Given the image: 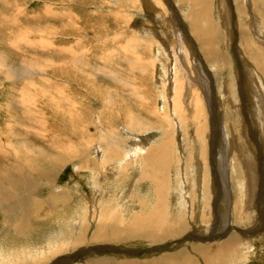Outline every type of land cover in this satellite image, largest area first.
Returning <instances> with one entry per match:
<instances>
[{
    "label": "rangeland",
    "instance_id": "obj_1",
    "mask_svg": "<svg viewBox=\"0 0 264 264\" xmlns=\"http://www.w3.org/2000/svg\"><path fill=\"white\" fill-rule=\"evenodd\" d=\"M53 1H54L53 2L54 4L61 7V9H57L58 11L57 10L55 11V13H57V15H54V20L52 21V23H55L54 25H56V24L62 25V26H58L59 28L63 27V25L65 23L66 24L69 23L68 19L66 20L65 18L58 17V16H61V14L70 15L69 19L77 17L76 19H73L72 21H74V20L77 21L80 19L87 20L86 24H84L85 28H84V31L82 32V34L77 33L78 35L73 36V37L56 36V37H54V39H52V40L56 39L55 40L56 44H60V45H63V46L69 47V48L71 47L72 50L74 52H76L72 55H70L69 53L58 52V51H56V52L51 51V53L43 52L42 50L33 48L30 44L27 43V39H28L27 37H29V36H28V33L26 30L28 29V31H29V29H32L33 27H35L36 24H38V26H39L40 24H42L44 22L43 19L45 20V18L39 20L40 22L39 21L36 22L33 19V17L30 15H27L26 12L20 11L21 14L23 15L22 16L20 14V12L16 11V8L14 9V7L16 5L13 6V8H11L8 4H3L2 2H0V23H1L0 24V36H1V38L2 37L5 38V42H6V40L10 41V49L16 54V56L13 55V56H11V58L15 59L14 62L17 64V68L21 67L26 61L36 62L37 60H39V58L54 59L55 61L62 64V62L66 59L70 60V58H72V61H75L78 57H79V59H81V61H82L81 63H83L86 60L89 61L88 67H90V68H88L87 70H90V71H91V69H94V68L97 69L96 66H98V68L106 66L105 68H107L106 70H108V72L106 71L105 77L102 76V75H105L103 72H102L101 76L99 75L101 77L99 82L101 84H104V86L106 85L105 86L106 88H111V89L114 88V90L118 89L122 93H124V97L127 98L128 100L130 99L129 100L131 102L130 107L132 106L134 108V111H136L138 109L136 104L140 103V99H143L145 102V105H148V104L150 105V109L155 108V109H158V111L160 109L161 111L163 110L162 112L164 113L165 116L169 115L170 121L172 122L171 123V129L174 130V131H172V134L170 136L171 140H173L175 143L177 142L179 154L186 153L187 158L184 159L186 162L184 161L181 165L179 164V165L173 166L171 164V165H166L165 168L163 167V169H165L166 176L168 175L167 178L170 181L169 182L170 184L168 187L169 189L167 188V185H166V191H165V194L163 196L159 195L158 185L156 183L154 185L155 187L153 186V188H152L153 193H148V192H151L149 189V187H150L149 184H146V185H149L147 187L145 185V183H142V186L137 185V186H135L136 187L135 188L134 187L135 184H131V182L134 179L132 181H130V183L128 182L129 181L128 180L126 182V186H125L126 192H127V190L131 191L132 187H133L132 194H134L135 192L139 194V197L137 198L136 203L128 202V200H127L128 197L124 196L123 194L120 195L119 189H122V186H121V183L118 182L119 181L118 178H120V177L117 178V175L115 174V166L111 167V162H113V161H109V162L105 161L104 162L105 164H103V163L101 164L102 168L100 170V177L101 178L103 177L102 179H104V180L100 181V183H96L97 185L95 184V186H93V184L91 185L90 179H92V177H91L92 175L91 174L89 175V173L96 172L97 170L94 171V169H92V167L96 168V166H94L93 164L91 166L90 162L87 163V167H86V169H84L86 174L84 173V176H83V177H85L84 179L88 183L87 184L85 182V180H83V178H80V176L78 177V173L76 171L74 172V167L75 168H81V161L77 160V159L71 161V163L64 166L65 171H63V174L60 173L61 175L59 174L57 176L56 175L53 176V178H52L53 182L52 183L55 186L53 184H51L52 186L50 185L47 188V187H44L42 184H40L39 183L40 181H38L37 186H36V188L37 187L38 188L34 191L33 195L37 199H40L39 197L47 198L48 196H54L56 194L55 193L56 190H58V189L62 190L63 187H65L67 185V186H70V188H72L71 193H73L72 195H74L72 203L67 204V205L60 203L58 205L57 204L58 201H56V202L51 203L52 206L53 205L54 206H53V209H50V211H49V208L45 207L44 212L42 210L40 212V214L36 213V216L34 217L35 219L31 218L29 220V224L26 225L25 229H26V232H28V234L25 238H22L21 236H17V235L14 236L13 231L11 229L6 228L5 223L7 225V221L5 222V220H4L5 218L3 217L4 215L0 212L1 213L0 214V240H1L0 243L1 242L3 243V244H0L1 245L0 246V264H2V260H4L3 261L4 264H22L24 262H27L30 264H36L39 260H41V262L40 263L38 262V264H43L44 261L42 259L43 258L42 256H46V255H44V252H46L45 254H47L46 249H47L48 244L50 242V241H47L48 237L49 236H53L56 238H57V236L60 237L61 239H63V242H60L57 245H63L66 237L68 236V231H71L72 233H76L79 231L84 236V238H86V240H87V241H85L86 245H79V248L85 247L87 249L91 245V242H90L91 237H92L95 229H97V225H98V221H99L98 216H100L101 213L103 214L104 211L106 212V211L115 210L118 208L123 210V212H122L123 215L126 214L130 217L133 215L132 213H138L135 211H139L141 213H144V212L147 213L150 210L151 206H152L153 210L156 208V206L158 205L156 201H159L160 198L162 199V197H163V200L165 199L167 205L171 206V207L169 206L170 208L168 207L170 210L168 209L166 214H163V218L166 217L168 221L175 222V223H177L178 220H180L179 222H182V221L186 222V224L188 226L187 231L185 234H183V238H182V236L181 237L178 236V237H176L177 240L174 239V241L173 240L166 241V242H168V243H166V245H165V243H160V245H157L156 247L154 245V247H153V246H149V244L146 243L145 241H144L145 243L144 242L130 243L129 244L130 247H132L134 249H140L139 251L142 252V253H139L137 255L136 254L129 255L132 259L134 258V260L139 259L138 260L140 262L139 264H141L142 262H144L142 264H146L147 261H149L148 264H152L153 263V262H151L152 259H156V258L159 259L156 262L167 261V259L163 258V257H165L166 253H169L170 248L171 249H173V248L177 249V248L184 247V248L189 249L191 245L194 246V245H197V243L202 244V241H199V240L205 241L206 239H209L207 241L212 243V242H214L213 240L218 239V237H220L218 234L220 232H222V228L224 226H226L227 224L232 225L234 227L232 231H234V232L236 231L235 233L238 232L237 234H239V232L243 231L244 233L242 232L240 234L241 240L244 239V241H246L244 244H248L250 242V244H248L247 246H249V245L252 246V248H251V246H249L248 250L244 249L242 251V254H240L237 258H236V256L233 257V259L230 258L228 260V262L232 261L233 264H264V239H263L264 238V236H263L264 235V222L259 223V219L263 218V214H261V212L259 210L263 209V207H264V201L262 199V198H264V189H263L264 188V177H263L264 176V150H263L264 149V145H263L264 137H262V134H261L262 127H260L261 123H260V119L258 118V115L260 113L257 112L258 109L263 107V104H262L263 98L261 96L264 97V93L262 95V93H261L262 91L259 90L260 89L259 85L257 84V82H255L249 76V74L247 72V70H248V71H251L252 73H254V71H252V68H250L249 66L247 68L245 63L242 62V60H245L246 57H244L242 59L241 55L239 56L236 53V49H237L238 44L234 41V38H235L234 34L236 32V29H238L239 24L243 23L245 25V20H241L239 22V19H240L239 14H238V17H236L234 12L232 13V11L230 9V4L228 6H226V1H225V3H223V0H219L217 2V4L214 3L212 6L211 15L214 18V22L219 24L218 29H221V31L224 32V35H226V38L223 36L225 38V43L224 44L222 43V46L220 47V49H222L225 52H227L228 54H230V56H231L230 61H232L231 67L229 69L224 70V71H223V69H221L222 72H220V73H219V71H217V70L215 71L214 69H212L216 73V75H218V77H219L218 79H219V81H221L222 86H219V84L215 83V79L213 77L204 76L205 72H203V71H205V70H203V71L199 70L202 68H206L208 66L204 65L205 67H201L202 61H200L197 53H193L194 58H191L193 61H191V60H189V61L193 63V66L195 65L194 68L196 67L195 69H196V71H199V74L202 73L203 76L200 75L202 79L203 78L208 79V81L204 82V85L207 87V91H209L212 94L213 101L216 100V101H214V103L216 102V104H217L216 110L221 109L220 111L217 110V113H216L217 116H221V117L225 118L226 114L224 112L228 113V111L229 112L233 111L234 115H235L236 110H237V112H239V108H238L239 107V101L242 102V105L246 109L247 114H248V118H246V119L244 118V123H247V119H248L249 122L247 124H249L250 126H254L255 131L258 133V136H256L257 138H254V141L257 140L256 141L257 146L255 145V143L253 141H249V145L252 144L251 145L252 152L249 153L247 151L248 155H250L248 158L246 155L242 154V151L237 150V149H241V148L237 147L238 145L233 149V147H231V143L237 139L236 136H238V135L241 138H243V139H241L243 142H244V139L249 138V135H244L245 134V132H244V134L241 136L240 134H242V133L240 131L239 132L236 131L235 134H237V135L234 137H233L231 132H228L226 134L223 133L221 129H223L225 126L224 121L221 122L220 127H219L220 121L218 122V126L216 125V128L218 129V131H216L217 129L215 131H211L210 130L211 126H209L210 125L209 124L207 126V128H209L207 134L205 135L204 133H202L203 135L200 139L197 137V135L195 133L196 126L194 125L193 122H190V121L192 120L191 115L200 114V108H199V106H195V105L192 106L191 105L190 107H188V110H189L188 111L187 105L189 104V102H191L193 100V98H192L193 90L196 92V94L199 93L198 97L197 98L194 97V99L196 98L197 101L205 102V100H203L204 96H202L203 95L202 90L200 88H198V85L200 84L198 82V80H196L197 85L193 84V86L191 88L186 87V85H184L183 91L185 93L183 92L184 93L183 101H185L184 99L186 98L187 104L185 107H183L181 105V107L179 108V112L174 111L173 104L172 105L169 104V101H168L169 96H168V92H166V90L168 91V87L166 85L167 79H168V81H170V83L173 80L175 81V79H177L179 77L180 71L183 70L184 64L182 61L177 62V60L179 58L175 59L174 62H172L171 61L172 58L168 56V52L165 50V48H163L162 43H160L161 46L159 47V49L161 50L160 54L158 53V51L156 53L155 48H153L152 50L151 49L148 50L147 49L148 47L146 45H144L145 47L141 46L142 48L141 47L132 48V51H134V53H136L138 55L137 57L139 58V59H136L137 57H134V59L140 60L143 65L155 64V62H156V64H155L156 66L154 68L148 70V71H151L154 69L155 72L157 71L156 76L153 77V74H148L147 76H142L141 73H143V71H136L135 73H134V71L123 73V74L121 73L123 71V69H125L126 65L124 62L122 63V59L120 60L121 62L119 61L120 57H123V55H120L121 54L120 52L122 50H124L125 48H127V47L122 48L121 46L123 45V43H127L126 41L129 40V37H131L132 35H135L137 33L144 34L146 31H148L145 28H151L154 30V33L156 34V36L158 38L165 39L167 34H172V33L181 31L183 28H186L187 25L175 26V23L173 22L175 20H179L175 16V12L179 16L180 15L183 16V14H181L182 11L179 10V5H178V4H181L180 0H179V2H178V0H170L171 5H168V3H167L168 0H153V2L151 0H83V1H85L84 4H73L71 13L69 11L64 12V8L67 5L71 4L70 2L62 1V0H53ZM172 3L174 4L175 8L172 6ZM153 4L156 5L154 7L155 9H151L152 8L151 6ZM19 5H21V7H20L21 10H24L27 12L28 11H30V12H38V11L43 12L44 11L43 7H45V2L44 1L42 2L40 0H39V2L33 1V0H22ZM56 5H54V6H56ZM8 8H10V9H8ZM228 8L231 11V14H229V15H228V12H229ZM149 9H151V11H149ZM61 10H63V11L61 12ZM139 10H142V13ZM166 10L168 12V14H167L168 17L164 18ZM134 11H136V12H134ZM137 11H139V12H137ZM14 12H16V14L18 13L17 15H20L21 19L19 18V16L15 17L16 14ZM12 13H13V15H12ZM151 13H154V15ZM28 14H30V13H28ZM141 15H143V16H141ZM151 15L154 16L152 22H151V19H149V16H151ZM128 16H130V17H128ZM156 16H158V19H156ZM232 16H233V18H232ZM49 17H52V16H49ZM17 18H19V19H17ZM23 18L25 21L23 20ZM141 18H143V20ZM154 20H156V21H154ZM260 20H261V22L264 21V13H263V16L261 17ZM61 22H63V23H61ZM185 24H187V23L185 22ZM246 24H247V22H246ZM263 25H264V23H263ZM163 30H165V32ZM12 31H14V32H12ZM15 32L18 34H16ZM228 32L230 33L232 40L227 39L229 36ZM11 34L13 35V37ZM114 36H116V37H114ZM261 36H263V35H261ZM186 39L196 40L192 35H189L187 33H182L180 36L181 42L184 43V40H186ZM119 42H123V43L119 44ZM166 44H167L166 47L169 48L168 50L169 51L171 50V53H173L172 55H174L176 52H178V53L183 54L186 59H187V57H192L190 55H186L187 51H186L185 46H181V45L175 46L174 42H170V41H166ZM138 45L140 46V43H138L137 46ZM23 46H27V48H28L27 49L28 53H25V55L21 54L19 52V50ZM150 46H151V44H150ZM187 46L191 48L190 45H187ZM195 48H197V51L201 50L198 47H195ZM195 48L194 49L191 48V49L194 51ZM8 53H9L8 55H12V53H10V52H8ZM77 53H78V55H77ZM105 53H108V54H106V58H108L106 60H105V58L102 57V55ZM110 53L116 54L115 55V57L117 56L116 61H114V56L111 55ZM75 55H77V56H75ZM74 58H76V59H74ZM109 58H110V61H109ZM112 58H113V61H112ZM180 59H182V58H180ZM180 63H181V65H180ZM198 63H200V64H198ZM208 69H209V67H208ZM207 70H206V72H207ZM171 73H172V77L174 76L173 80L171 77ZM182 73H183V71H182ZM72 74H74V73H72ZM149 75H151V77ZM72 76L73 77H81L80 75H71L70 74V77H67L66 81H64V80H61L62 75L56 76V75L51 74V75H46L44 77H40L39 75L36 76L33 80L36 82L37 89H38V87H41V88L45 89L46 91L51 90L52 92H56V90H57L60 93L62 91L63 92L59 95H56V94L54 95V93H53L50 96V98L52 100L53 99L54 100L51 102L50 101L44 102V101H40V100H38L39 101L38 102L36 99H35L36 101H34V99L31 98L33 96H28V95L24 96V98H26V100L35 102L36 104L33 103L34 105H30V102L21 101L22 99L18 98L20 93H18V94H16V97L18 96L16 98V100L17 101L19 100L21 102V105H18L19 104V101H18V103L13 106L14 108H12V110L9 111L8 114L2 113L1 116L3 115L2 117H7V118H9V117L14 118L15 117V119L18 117L17 118L18 121L25 122L24 124L27 127H29L30 129H32V130L35 129V131H38L40 133L43 132L45 135L48 134L46 132L47 129L49 131L51 130L50 132L56 138V140L62 141L63 143H67V144L70 143L69 145H73L74 147L77 145H80V144H84V146H89L90 148L93 145L97 144V147H99L98 143H100V141H102V143H103L105 140L104 137L107 136V132L103 131L102 128L104 127L108 130H112V127H115L114 128L115 131L119 134L118 136H120V137H118V141H122V142L124 141L123 143L127 146L129 143V140L131 139L130 140V144H131L130 147L133 149L140 147L139 150L140 151L142 150L143 152L141 151L138 153H141L144 156L143 153H145L148 148L147 149L141 148L143 144L140 143L141 138L140 139L138 138L139 136L137 133H142V132L146 131L147 129H149V127H148L149 124L156 122V120L152 116L148 117V114L142 113L140 111V108H139V112H140L139 114L143 115L145 118L148 117L147 118L148 123H146V126L144 125L142 127H140V126L135 127V126L129 125L131 128L126 129L125 128L126 125L123 126L124 121H121V120H123L122 119L123 115H122V113H118L117 111L115 112L114 115L118 119L121 118L120 125H119V123H115V125H114V123L112 122L111 119H106V118L103 119L102 118L101 110L98 107V105H96L95 99L90 95L89 89H87L83 84L82 85L84 88L80 89L78 84L73 83L71 81ZM109 76H111V78ZM124 78H126V80H128L133 85L131 88H135V89H130L129 87L128 88L123 87L124 85L121 84L120 82L124 83V80H123ZM130 78H132L133 80ZM0 81L4 82L3 79H0ZM160 81H162L163 84H161ZM174 81L172 82V84L174 83ZM115 82H117V83H115ZM250 83L254 84L255 86L257 84V86H256L257 90L255 89L254 85H251ZM23 85H24V87L28 88L29 82L27 83L26 80H23L22 84H19V83H17L16 85L11 84V86H14V87L18 86L19 88H17V90L22 89ZM119 85H121V86H119ZM0 86H1L0 90L2 87H3V89H5L4 84H2ZM173 88H172V90H173ZM231 90L233 91L232 95H231ZM2 91L4 92V90H2ZM90 91L92 92V90H90ZM3 92L1 94V96L3 95ZM137 92L141 93V98L135 97V95H138ZM241 92H244V97H241V95H240ZM172 93H173V91H172ZM252 94H254V95H252ZM61 95H63V96H61ZM249 95H250V97H249ZM237 96H239V97H237ZM29 97H30V99H29ZM1 99H2V97H1ZM61 99H63V100L61 101ZM55 101L58 104L59 103H61V104L59 106H56L53 103ZM152 101H153V103H151ZM172 101H174L173 98H172ZM235 101H237L236 102L237 104L234 103ZM224 102H226V104ZM76 103H77V105H76ZM164 103H166V104H164ZM52 105H53V107L56 106L59 109H61V112H63V111L65 112L67 110H71V111L74 110L75 111L78 108V113L76 114L74 112V114H75L74 116L78 115V117L77 116L75 117L78 121L74 120L76 122L75 123L74 121L71 120L74 124H76L75 127H78V128H76L78 130L77 135H73L71 133V131L69 132L67 130L66 125H65L66 120H64L63 118L62 119L57 118V115L54 114L55 109H53ZM227 105H228V109H227L228 111L226 110ZM36 106L38 108H41V109L40 110L37 109ZM163 106L165 109L161 108ZM202 107L205 110L204 115H206L205 117H206L207 123H208V120L211 123L212 119H217L216 114H214V117L211 118V112H209L207 104H206L207 109L204 107V105ZM233 107L235 108V111H234ZM192 109H193V111H192ZM190 111H192V112H190ZM263 112H264V110H263ZM41 116H43V117H41ZM82 116L84 118H82ZM33 117H35V120ZM39 118H41V119H39ZM42 119H45V120H42ZM58 119H61V120H58ZM84 119H85V121H84ZM218 119H219V117H218ZM29 120H32V121H29ZM61 121H62V123H61ZM186 121H187V123H186ZM40 122L42 123V125L44 123L45 124L44 126L46 128H44V126H42ZM181 122H183L182 124H183L184 128L182 126V127H180V129H178L174 123L181 125L180 124ZM38 123L40 124V126L42 128L39 126ZM158 124H159V126L162 127L165 123L162 121H158ZM235 125L237 126V123ZM67 126H69V125H67ZM185 128H188V130L187 129L185 130ZM117 129H118V131H117ZM192 129H193V131H192ZM22 131L27 133L25 131V129ZM203 131L204 130H202V132ZM89 132H91V133H89ZM129 132L131 135L126 134ZM164 132H166V130ZM150 134H152V133H150ZM33 135H35L34 138L38 142L36 145H39V147H40V145L45 146V143L43 141L44 139L42 138L43 136H41V137L37 136V134L34 132H33ZM132 135H135V136H132ZM219 135L220 136L222 135L220 137L221 139L218 137ZM87 136L91 137L92 140L87 141ZM36 137H37V139H36ZM83 137H86V140H83L82 139ZM155 137H157V135H155ZM155 137L154 136L152 137L153 140L156 139ZM195 137H196V139H195ZM232 137L234 140L232 139ZM62 138H64V139H62ZM101 138H102V140H101ZM136 138H138V139H136ZM230 139H231V141L232 140L233 141L231 142ZM71 140H73V141H71ZM80 140H81V142H79ZM143 140L146 141L145 136L143 137ZM199 141H201V142H199ZM158 142H159V140L155 141L154 143L157 144ZM144 143L147 146V141ZM228 145H230V146H228ZM217 147H218V149H217ZM241 147H243V144L241 145ZM259 147H261V148H259ZM193 148L194 149L196 148V150H194ZM227 148H228V150H227ZM229 151H230L231 156L228 155ZM231 151H234V152H231ZM253 153H254V155H253ZM91 155H94V154L91 153ZM199 155H201V157ZM240 155H243L244 157H246L247 160L242 161V156L240 157ZM135 156L132 157L135 160H133L131 158H127L128 156L126 154L123 155L122 158L127 159V160L132 161V162L134 161L133 163L135 164V168L137 170V164L136 163H137V160H139V157L136 156L137 157V159H136ZM238 157H240V159H238ZM97 158L103 160L102 154L97 153ZM217 158L220 160L222 159L221 160L222 162L219 161ZM90 159H91V157L88 158V161H90ZM215 160L219 161V163L217 161L215 162ZM238 160H240L239 166L236 164V162ZM78 162H79V164H78ZM206 162H208V164ZM224 162H226V163H224ZM168 163H173V159L169 158ZM213 163H215L216 165ZM88 164L90 166H88ZM241 164L243 166L242 170H240ZM245 164H247V165H245ZM106 165L109 166L110 168L108 167L109 169H107ZM229 165L231 168L228 167ZM232 165L234 166V168ZM103 166L106 167L107 171L104 170ZM179 166H181V167L179 168ZM177 167H178V169H177ZM212 167H214L215 169ZM219 167H220V169H219ZM117 168L119 169V167H117ZM225 168L227 169L228 172L226 171ZM200 170H201V172H200ZM88 171H90V172H88ZM140 171L139 172H138V170L135 171V172H138V178L140 176ZM188 171H190V172L188 173ZM219 171H221V173L222 172L225 173L224 177L226 178V181L230 180L229 181L230 183H228L227 188L223 185V182H225V180L223 179L224 177H222L220 174H218ZM258 173H260V174H258ZM114 174H115V176H114ZM182 174L185 176H183ZM215 175H216V177H215ZM256 175L257 176L259 175L258 179H257L258 181L256 180V178H257ZM87 176H88V179L90 178L89 181L87 179ZM104 176H107V177L113 176V178H112V180H107V179H105ZM237 176H239V177H237ZM206 177L208 179V182H207L208 185L203 187L205 185L204 184L205 180H203V178H206ZM235 177L237 178V180ZM185 178H186V180H185ZM245 178H247V179H245ZM253 178L255 180H253ZM75 180L77 182L79 181V183H77ZM43 181H45V180H43ZM219 182H220V184H219ZM255 182H256V185H255ZM7 183L5 184L6 187H8V185H9V183L8 184ZM179 183L181 186L179 185ZM182 183L184 184V186L182 185ZM187 183L189 186L187 185ZM122 184H124V183L122 182ZM127 184H131V185L129 186ZM210 184H211V186L209 188ZM99 185L102 186L101 191H100V189H98ZM195 185L197 187H195ZM246 185H248V186H246ZM73 186H75V187L78 186L77 187L78 191L77 190L74 191L75 187H73ZM129 187H130V189H129ZM45 188H47V189H45ZM95 188H97V191ZM139 188H140V190H139ZM174 188L177 190H175ZM182 188H184V190ZM196 188L197 189L199 188L200 190L198 191ZM180 189H181V191H180ZM256 189H257V191H256ZM173 190H174V192H177V193H174ZM205 190H208L209 192H207ZM240 190H241V192H240ZM90 191L92 194H90ZM102 191L105 193L103 196L101 195ZM247 191L249 194H247ZM76 192H78V193H76ZM79 192H80V195H79ZM93 192L96 193V195L95 194L93 195ZM35 193H37V194H35ZM38 193H40V194H38ZM170 193H172V194L170 195ZM180 193H182V194H180ZM87 194L89 195V197ZM143 194L148 196V198H149L150 194L153 195V196L150 195L151 198L155 197V198H153L152 203H150L153 205H150L149 202H147V198ZM212 194H214V195H212ZM172 195H173L174 199L172 198ZM178 195L182 196L181 197L182 199H179L180 197H178ZM91 196L94 197L93 200H91V198H92ZM75 197L76 198L78 197V198L76 199ZM82 197H84V198L82 199ZM166 197H168V199ZM245 197L248 199H246ZM88 198H89V200H88ZM109 198H111V199H109ZM215 198L219 199L218 204H219V207H221L222 209H219V211L213 215V213H214L213 211L216 210V208H217V205L215 203L217 200ZM84 199L86 201L87 200L88 201L85 202ZM139 199H141V200H139ZM142 199L144 200V202ZM170 199H172V200H170ZM238 199H241L239 201H241V204L244 207V209H243L242 214L239 213V214H236V216H235V211H234L233 205L236 202H239ZM82 200L86 204H83ZM229 200L231 201V203ZM246 200H248V201H246ZM250 200H252V201H250ZM94 201L96 202V205H95ZM170 201H171V203H170ZM248 203H250V204H248ZM115 204H118V205H115ZM129 204H130V206H129ZM205 204L206 205L208 204V205L206 206ZM86 205H88V206L86 207ZM172 205L177 206V207L174 208ZM178 205H179V209H178ZM231 205H232V213H230ZM239 205H240V203H239ZM256 205H257V207H256ZM65 206H66V208H65ZM103 206L105 208H102ZM250 206H253V207H250ZM54 207H55V209H54ZM79 207H81V208H79ZM99 207H101V211H100ZM246 207H248V208L246 209ZM83 208L87 209L88 211L84 210ZM91 208H93V209H91ZM98 208H99V210H98ZM131 208L134 211H131L132 210ZM103 209H105V210L103 211ZM205 210H209L208 212L210 214H208L206 216L205 214H207V211L205 212ZM94 211H96V212H94ZM250 212H251V214L255 213V212H257V213H256V215L251 216ZM84 213L86 216L84 215ZM98 213L100 215H98ZM130 213H131V215H129ZM233 213H234V215H233ZM246 213H247V215H246ZM50 214H52L51 217H50ZM105 214L109 215V214H111V212H109L108 214L107 213H105ZM178 214H180V215H178ZM231 214H232V218H231ZM204 215L207 217V219L204 218ZM224 215H225V217H224ZM248 215L251 217H249ZM258 215H259V217H258ZM75 216H77V217H75ZM97 217H98V219H97ZM86 218H88V219H86ZM79 219L80 220L82 219L81 222H83V223H82L81 227H75V223H73V222L79 221ZM89 220H91V221H89ZM96 220H97V222H96ZM190 220L192 221L191 223H190ZM231 220L234 222H232ZM110 224H108L106 226L107 227L106 230H109L112 227V224L111 225ZM249 226H251V227H249ZM120 228H121V230H120L121 232L124 231L123 225H121ZM165 228H166V226L164 227V229ZM239 228H244V229L239 230ZM91 229H92V231H91ZM110 230H112V228ZM251 230L253 232L255 231L254 232L255 235L248 234V232H250ZM256 231H258L259 233ZM261 233H262V235H261ZM184 236L187 239L186 238L184 239ZM213 236H216V237L214 238ZM119 237H120V234H119ZM248 237L250 238V240ZM222 238L223 237L219 238V241ZM117 241H119V240H117ZM101 242H103V241H101ZM101 242L95 241L93 243L97 244V243H101ZM242 242H241V244H242ZM176 243L178 246L176 245ZM36 244H37V246H36ZM101 244L105 245L107 243L103 242ZM179 244H181V245H179ZM113 245L118 248V244H113ZM100 247H104V246H100ZM244 247H246V246H244ZM156 248H161V250H155ZM163 248H165V249L162 250ZM89 249H91V248H89ZM261 249H263V250H261ZM61 250H62V248L55 249V251H61ZM152 251H154V252H152ZM20 252H22V253H20ZM74 252L76 253L75 250H74ZM170 252H172V251H170ZM67 253L74 254L73 251L70 250V248L67 250ZM49 254L51 255L52 252H50ZM134 255H135V257H134ZM162 255H164V256H162ZM245 256H246V258H245ZM120 257L124 258L122 260H128L129 259V258H125L126 257L125 255H122ZM140 259H141V261H140ZM156 262H154V263H156Z\"/></svg>",
    "mask_w": 264,
    "mask_h": 264
},
{
    "label": "bare ground",
    "instance_id": "obj_2",
    "mask_svg": "<svg viewBox=\"0 0 264 264\" xmlns=\"http://www.w3.org/2000/svg\"><path fill=\"white\" fill-rule=\"evenodd\" d=\"M21 1L22 0H0V2H2L3 4H8L11 8H13V6L16 5L17 7L16 6L14 7V9L16 8V11H18V12H20V11L26 12L27 15L32 16L33 19L36 22H38L39 20L45 18V20L43 19L44 22L42 24H40L39 26H38V24H36L35 27H33L31 25L33 28L32 29H29V31H28V29L26 30L27 33H28V36H29V37H27L28 38L27 39V43L28 44H30L33 48L42 50L43 52H49V53H51V51H55V52L58 51V52L69 53L70 55L76 53V52H74L72 50L71 47L69 48V47H66V46H63V45H60V44H56L55 43V40L56 39L55 40H52V39H54V37H56V36L73 37V36L78 35L77 33H81L82 34V32L84 31V28H85L84 24H86V21L87 20L80 19V20H77V21L76 20L72 21L73 19H76L77 17H74L72 19H69L70 15H63V14H61V16H58V17L65 18L66 20L68 19L69 20V23L68 24L65 23L63 25V27H60L59 28L58 26H62V25H59V24L54 25L55 23H52V21L54 20V15H57V13H55V11L57 9H61V7L60 6H57L56 4H54L53 3L54 2L53 0H40L42 2L43 1L45 2V7H43L44 8V11L43 12H39V11L38 12H30V11H28L27 12V11L21 10V8H20L21 5H19ZM33 1H38L39 2V0H33ZM62 1H68V2L71 3V4L67 5L64 8V12L65 11H69L70 13L72 12V6H73V4H84L85 3V1H83V0H62ZM151 1L153 2V0H151ZM218 1L219 0H180L181 4H178V5H179V10L182 11L181 14H183V16H181V15L179 16L175 12V16L179 20H175L173 22L175 23V26L187 25L186 28H183L181 31H178V32H175V33H172V34H167V36H166L165 39L158 38L156 36V34L154 33V30L153 29H151V28H145L148 31H146L144 34L137 33L135 35H132L131 37H129V40L126 41L127 43L119 42V44L120 43H123V45L121 46L122 48L127 47L124 50L121 49L122 51L120 52L121 53L120 55H123V57H120L119 61L122 59V63L124 62L125 65H126L125 69H123V71L121 73L123 74V73H127V72H132V71H134V73H135L136 71H143V73H141L142 76H147L148 74H153V77L156 76L157 71L155 72L154 69L151 70V71H148V70H150V69H152V68H154L156 66L155 65L156 62H155V64L143 65L140 60H135L134 59V57H137L138 55L136 53H134V51H132V48H135V47L136 48H139L141 46L143 47L144 45H146L148 47L147 48L148 50L149 49L152 50L153 48H155L156 49V53L158 51V53L160 54V51L161 50L159 49V47L161 46L160 43H162L163 44L162 45L163 48H165V50L168 52V56L172 58L171 59L172 62H174V60L177 59V58H179V59L182 58L180 60L178 59L177 62L182 61L183 64H184L183 65L184 68L182 70L183 73H182V71H180L179 77L177 79H175V81L173 80L174 79L173 78L174 76L172 77V73H171L172 80L174 81L173 84H172L173 81H171V83H170V81H168V79H167V84L166 85L168 87V91L166 90V92H168V96H169V100L168 101H169V104H171V105L173 104L174 111L175 112H179V108L181 107V105L183 107H185L186 104H187L186 98L184 99L185 101H183V95L185 93L183 91L184 85H186V87L191 88L193 86V84L197 85L196 84L197 83L196 80H198V82L200 83L198 85V88H200L202 90V94H203L202 96H204L203 100H205V102L197 101L196 98L198 97L199 93L196 94V92L193 90V94H192L193 100L191 102H189V104L187 105V110H188V107H190L191 105L192 106L193 105L199 106V108H200V114H198V115H191L192 116V120L190 121V122H193L194 125L196 126L195 133H196L197 137L200 139L202 137V135H203L202 133H204L205 135L207 134L208 129H209V128H207V126L209 124H210L209 126H211V129L210 130L211 131H215L217 129L216 128V125L218 126V122L220 121V124H219V127H220L221 126V122L224 121L225 126H224L223 129H221L223 133L226 134L228 132H231L232 135H233V137H234V136L237 135V134H235V132L236 131L237 132L240 131L242 133V134H240L241 136L244 134V132H245L244 135H249V138L244 139V142L241 140L243 138H241L239 135L236 136L237 139L235 141H233L234 139L232 137V139H233L232 141L233 142L230 139V141L233 143V144L231 143V147H233V149H234L238 145L237 147H239L241 149H237V150L242 151V154L243 155H246L247 158H248L250 155H248L247 151L249 153L252 152V150H251L252 149L251 148V145L252 144L249 145V141H253L255 143V145L257 146V143H256L257 140L254 141V138H257L256 136H258V133L255 131V127L254 126H250L249 124H247L249 122L248 119H247V123H244V118L245 119L248 118V114H247L246 109L243 107L242 102L239 101V107H238L239 108V112H237V110H236V114L237 115L236 114L234 115V112L233 111L232 112H229L227 110L228 109V105H229L228 104L227 107H226V110L228 111V113L227 112H224L226 114L225 118L224 117H221V116H217V114H216L217 113V110H218V109L216 110L217 104H216V102L214 103V101H216V100L213 101L212 94L209 91H207V87L204 85V82L208 81V79H205V78L202 79L201 76H200V75H202V73L199 74V71H196V69H195L196 67L194 68L195 65L193 66V63L189 61V60L193 61L191 59V58H194L193 53H197L200 61H202L201 67H205V66H208L209 67V69H208V67H206L208 70L206 68H202V69H199V70H201V71L205 70V71H203V72H205L204 73L205 74L204 76H207V77L211 76V77H213L215 79V83L219 84V86H222L221 85V81H219V79H218L219 78L218 75H216V73L212 69H214L215 71L217 70L220 73V72H222L221 69H223V71L226 70V69H229L231 67V65H232V61H230V59H231L230 54H228L224 50L220 49V47L222 46V43L223 44L225 43L226 35H224V32L221 31V29H218L219 28V24H217L216 22H214V18L211 15L212 6H213L214 3L217 4ZM225 1H226V6H228L230 4V9H231L232 13L234 12V14L236 15V17H238V14H239V16H240L239 22L241 20H245V25L243 23L239 24L238 29H236V32L234 34V37H235L234 38V41L238 44L237 49H236V53L239 56L241 55V58L242 59L244 57H246V59L245 60H242V62L245 63V65L247 66V68L249 66L250 68H252V71H254V73H252L251 71H248L247 70L249 76L255 82H257V84L259 85V87H260L259 90L262 91L261 93L263 95V93H264L263 92L264 91V28H263L264 25H263V23H264V21L262 20L263 22H261L260 19L263 16V13H264V0H223V3H225ZM178 2H179V0H178ZM167 3H168V5H171V1L170 0H168ZM54 5H56V6H54ZM155 6L156 5L153 4L151 6L152 7L151 9H155L154 8ZM172 6L175 8V6H174L173 3H172ZM8 9H10V8H8ZM151 9H149V11H151ZM228 10H229V8H228ZM62 11L63 10H61V12ZM139 11L142 13V10H139ZM139 11H137V12H139ZM231 11L229 10L228 15L231 14ZM134 12H136V11H134ZM14 13L16 14V12H14ZM28 13H30V14H28ZM154 13H151V14L154 15ZM17 14H16L15 17H18L19 16V18H20V15H17ZM20 14H21V12H20ZM167 14H168V12L166 10L165 11L164 18H167L168 17ZM12 15H13V13H12ZM49 16H52V17H49ZM141 16H143V15H141ZM128 17H130V16H128ZM153 17L154 16H152V15L149 16V19H151V22L153 21ZM19 18H17V19H19ZM232 18H233V16H232ZM141 19L143 20V18H141ZM156 19H158V16H156ZM23 20H24V18H23ZM154 21H156V20H154ZM63 22H61V23H63ZM185 22L187 24H185ZM246 22H247V24H246ZM163 31L165 32V30H163ZM12 32H14V31H12ZM182 33H187L189 35H192L196 40H188V39H186V40H184V43H185L184 44L180 40V36H181ZM16 34H18V33H16ZM228 34H229V36H228L227 39L232 40L229 32H228ZM260 34L263 35V36H261ZM12 37H13V35H12ZM114 37H116V36H114ZM166 41L174 42L175 46L176 45L185 46L186 51H187L186 55H190L192 57H187V59H186L183 54L178 53V52H176L174 55H172L173 53H171V50L169 51L168 50L169 48L166 47V45H167L166 44ZM138 43H140V46L139 45L137 46ZM149 43L151 44V46H150ZM187 45H190L192 49H194L195 47H198L201 50L197 51V48H195V50L193 51ZM27 49H28L27 46H23L19 50V52L21 54H24L25 55V53H28ZM8 52L12 53V55H8L9 54ZM106 54H108V53H105V54L102 55V57L105 58V60L108 59V58H106ZM13 55L16 56V54L10 49V41L6 40V42H5V38H3V37L1 38V36H0V79H3V81H4V82L0 81V85L4 84V86H5V89H3V87H2L1 90H0V212L4 215L3 217L5 218L4 219L5 222L7 221V225L5 223L6 228L7 229H11L13 231L14 236L17 235V236H21L22 238H25L27 236V234H28V232H26V229L25 228H26V225L29 224V220L31 218H34L36 216V213H39L40 214V212L42 210L44 212V210H45L44 208L45 207L46 208H49V211H50V209H53V206L54 205L52 206L51 203L58 201V203H57L58 205L60 203L67 205V204L72 203V201H73L74 195H72L73 193H71L72 192L71 191L72 188H70V186H67V185L65 187H63L62 190H59V189L56 190L55 191L56 194L54 196H48L47 198H45V197H43V198L42 197H39L40 199L35 198L34 195H33V193L38 188V187L36 188L38 181H40L39 183L42 184L44 187H47L48 188V186H50L51 184H53L52 183L53 182L52 181L53 176L54 175L57 176L60 173L63 174V171H65L64 170L65 169L64 166H66L67 164L71 163V161L77 159V160H80L81 161V168H75L74 167V172L76 171L78 173V177L80 176V178H83V180H85L84 179L85 177H83V176H84V173L86 174V172H85L84 169H86L87 163L90 162L91 163V166H92V164L94 166H96V168H93L92 167V169H94V171H96V170L97 171L96 172L89 173V175L90 174L92 175L91 176L92 179L89 178L91 180V185L93 184V186H95L96 183H100V181H103L104 180V179H102L103 177L101 178L100 175H99L100 170L102 168V165L101 164L102 163L105 164L104 163L105 161H108L109 162V161H113L114 159L116 160L117 158H118V160L111 162V165H113V163L114 164L115 163H117V164L120 163L122 160H124V158H120V157L123 156L127 151L129 152V148H130V145H131L130 144V140L131 139L129 138L130 136L128 137L130 140H129V143H128L127 146L123 143L124 141L123 142L122 141H118V137H120V136H118L119 134L115 131V129H114L115 127H112V130H108V129L104 128V127L102 128L103 131L107 132V136L104 137L105 140H104L103 143H102V141H100V143H98L99 144V147H97V144L96 145H93L91 148L89 146H84V144H80V145H77V146L74 147L73 145H69L70 143L67 144V143H63L62 141L56 140V138L50 132L51 130L50 131L48 129H47V131L45 130L48 133V134L45 135L43 132L40 133L38 131H35V129L34 130L30 129L29 127H27L24 124L25 122L18 121L17 120L18 117L16 119H15V117L14 118H12V117H9V118L2 117L3 116V115L1 116L2 113H5V114L7 113L8 114V112L11 111L12 108H14L13 106L18 103L19 100L18 101L16 100V98L18 97V96L16 97V94H18V93H20L18 98L19 99H22L21 101L30 102V105H34L33 103H35V102L26 100V98H24V96H26V95L33 96L31 98L34 99V101L40 100V101H44V102H48V101L51 102V101L54 100V99L52 100L50 98V96L53 93H54V95L55 94L56 95H59V94H61L63 92L62 91L60 93L57 90H56V92H52L51 90H47L46 91L45 89H43L41 87H38V89H39L38 90L37 87H36V82L33 80L38 75L40 77H44L46 75H51V74L56 75V76L62 75L61 80H64V81H66L67 77H70V74L71 75H80L81 77H73L72 76L71 81L73 83L78 84L80 89H83L84 88L83 85L87 89H89L90 95L95 99L96 105H98V107L101 110L102 118L103 119L104 118L111 119L112 122L114 123V125H115V123H119V125H120V120H121V118L118 119V118L115 117L114 114H115L116 111L118 113H122V115H123V118L122 119L123 120H121V121H124L123 122L124 123L123 126L126 125L125 126L126 129H130L131 128L130 126H135V127H138V126L142 127L144 125L146 126V123H148L147 118L149 116L150 117L152 116L156 120V122L150 123L149 126H148L149 129H147L146 131H144L142 133H137L138 136H139L138 138L139 139L141 138L140 139V143H144V142L147 141L148 149L146 151V154L143 153L145 155L144 158H143V155L141 153H138V149L140 147L136 148V150H135L134 153H129V154L127 153V154L129 155V157L130 156L131 157L132 156L134 157L135 155L138 156L139 157V160L141 162V163L140 162L139 163L141 165L143 163V165H144V166L142 165L143 168L141 169V166H140V168H138L139 167L138 166V161L136 163L137 166H138L137 168L138 169H141V171H140L139 178L137 176V180L134 183L135 186H137V185L138 186H142V183L144 181H148V182H152V188H153V186L156 183L158 185V193H159V195H162L163 196L165 194L166 185H167V188H168L169 187V184H170L169 183L170 181L167 178L168 175L166 176L165 169H163V167L165 168L166 165H171V164L173 166L174 165L176 166V165H179V164L181 165L185 161L184 159L187 158L186 157L187 156L186 153L179 154L177 142L175 143L173 140H171V137L170 136L172 134V131H174V130L171 129V123L172 122L170 121V116L169 115L166 114L167 116H165L164 113L162 112L163 110L161 111L160 109H159V111H158V109H155V108L154 109L153 108L150 109V105L149 104L148 105H145V102H144L143 99H140V103H137V104L135 103L136 106L138 107V109L136 111H134V108L132 106L130 107V104H131V102L129 101L130 99L128 100L127 98H125L124 97V93H122L118 89H115L114 90V88L113 89L106 88L105 87L106 85L104 86V84H101L99 82V80L101 79L100 76L102 75V72L105 74V75H102L103 77L106 76V71L108 72V70H106L107 68H105L106 66L105 67L103 66L101 68H98V66H96L97 69L94 68V69H91V71H90V70H87L88 68H90V67H88V62L89 61L86 60L83 63H81L82 61L78 57L77 58L78 60L76 58H74L77 61L76 60L75 61H72V58H70V60L69 59L64 60L62 62V64L59 63V62H57V61H55L54 59H45V58L42 59V58H39V60H37L36 62H34V61H26L21 67L17 68V64L14 62L15 59L11 58V56H13ZM77 55H78V53H77ZM77 55H75V56H77ZM111 55L114 56V61H116V59H117V56L115 57L116 54H111ZM136 59H139V58L137 57ZM109 61H110V58H109ZM112 61H113V58H112ZM198 64H200V63H198ZM180 65H181V63H180ZM206 70H207V72H206ZM72 73H74V74H72ZM149 76L151 77V75H149ZM109 77L111 78V76H109ZM130 79H132V78H130ZM23 80H26L27 83L29 82V87L28 88L24 87V85H23L22 89H18L17 90V88H19L18 86L17 87L11 86V84H15V85L17 83L22 84ZM123 80H124V83L120 82L121 84L124 85L123 87H125V88L126 87L127 88L129 87L130 89H135V88H131L133 85L128 80H126V78H124ZM115 83H117V82H115ZM160 83L163 84L162 81H160ZM250 84L251 85H254L252 83H250ZM257 84H256V86H257ZM119 86H121V85H119ZM256 86L254 85L255 89H256ZM172 88H173V90H172ZM2 90H4V92ZM90 90H92V92ZM172 91H173V93H172ZM2 92H3V95L1 96ZM232 94H233V91L231 90V95ZM240 95H241V97H244V92H241ZM252 95H254V94H252ZM61 96H63V95H61ZM1 97H2V99H1ZM135 97L141 98V93L139 92L138 95H135ZM194 97H196V98L194 99ZM237 97H239V96H237ZM249 97H250V95H249ZM261 97L263 98V100H262L263 107H261L260 109H258L257 112L260 113L258 115V118L260 119V123H261L260 124V127H262L261 134H262V137H264V112H263V110H264V97L263 96H261ZM172 98H173L174 101H172ZM29 99H30V97H29ZM62 100L63 99H61V101ZM56 101L53 102V103L56 106H59L61 103L58 104L57 103L58 101L57 102ZM236 102L237 101H235L234 103H236ZM151 103H153V101ZM224 103L226 104V102H224ZM164 104H166V103H164ZM206 104L208 105L209 112H211V118L214 117V114H216V116H217V119H212L211 120V123H210L209 120H208V123H207L206 117H205L206 115H204V111L205 110L203 109L202 106L204 105V107L207 109ZM18 105H21V102L20 101H19V104ZM53 105H52V107H53ZM76 105H77V103H76ZM56 106L53 107V109H55L54 114L57 115V118H61V119L63 118L64 120H66L65 125H66L67 130L69 132L71 131V133L73 135H77L78 134V130L76 128H78V127H75L76 124H74L72 121L77 120L75 117L76 116L78 117V115L74 116L75 115L74 112L77 114L78 113V108L75 111L74 110L73 111L67 110V111L64 112L62 110L64 112L63 113V112H61V109H59ZM139 108H140V111L142 113L148 114V117L147 118H145L143 115H140L139 114L140 113L139 112ZM161 108H164V106L161 107ZM37 109L40 110L41 108H38L37 107ZM220 110H218V111H220ZM192 111H193V109H192ZM192 111H190V112H192ZM234 111H235V108H234ZM41 117H43V116H41ZM218 117H219V119H218ZM33 118L35 120V117H33ZM82 118H84V117L82 116ZM39 119H41V118H39ZM61 119H58V120H61ZM42 120H45V119H42ZM29 121H32V120H29ZM84 121H85V119H84ZM158 121H162L165 124L161 127V126H159ZM61 123H62V121H61ZM182 123L183 122L180 123L181 125H179L177 123H174V124L176 125V127L178 129H180V127L183 126ZM186 123H187V121H186ZM236 123H237V126L235 125ZM41 125H42V123H41ZM44 125L45 124L43 123L42 126H44ZM67 125H69V126H67ZM39 126H40V124H39ZM44 128H46V127L44 126ZM183 128H184V126H183ZM24 129H25V131L27 133H25V132L22 131ZM186 129L188 130V128H185V130ZM165 130H166V132H164ZM202 130H204V131L202 132ZM117 131H118V129H117ZM192 131H193V129H192ZM216 131H218V129ZM33 132L36 133L37 136H40V137L43 136L42 138L44 139L43 141L45 143V146L40 145V147H39V145H36L38 142L35 140V138H34L35 135H33ZM89 133H91V132H89ZM150 133H152V134H150ZM126 134L131 135L130 132L129 133H126ZM155 135H157V137H155ZM132 136H135V135H132ZM144 136L146 137V141L143 140V137ZM153 136L156 139L153 140V138H152ZM221 136L219 135L218 137L220 138ZM64 138H62V139H64ZM138 138H136V139H138ZM36 139H37V137H36ZM82 139L83 140H86V137H83ZM195 139H196V137H195ZM89 140H92V139H91V137L87 136V141H89ZM101 140H102V138H101ZM158 140H159V142L157 144L154 143L155 141H158ZM71 141H73V140H71ZM79 142H81V140ZM199 142H201V141H199ZM242 144H243V147H241ZM263 145H264V143H263ZM228 146H230V145H228ZM259 148H261V147H259ZM217 149H218V147H217ZM194 150H196V148ZM227 150H228V148H227ZM131 151H133V150H131ZM234 151H231V152H234ZM91 153H93L94 155H91ZM97 153L98 154H102L103 160L97 158ZM228 155L231 156L230 155V151H229V154ZM243 155H240V157L242 156V161L247 160V158L244 157ZM253 155H254V153H253ZM199 156L201 157V155H199ZM89 157H91L90 161H88V158ZM129 157H127V158H129ZM240 157H238V159H240ZM169 158L170 159H173V163H168ZM131 159H133V158H131ZM136 159H137V157H136ZM133 160H135V159H133ZM218 160L221 161L222 159L221 160L218 159ZM216 161L217 160H215V162ZM219 161H217V162L219 163ZM239 162H240V160H238L236 162V164L238 166H239ZM206 163L208 164V162H206ZM224 163H226V162H224ZM78 164H79V162H78ZM131 164L128 163V164L123 165V166L120 167L121 168V169H119L120 170V178H118L119 179L118 182H120L121 184H122V182L123 183L127 182V180L125 179V177L128 175V171H129V168H130ZM213 164H215V163H213ZM245 165H247V164H245ZM88 166H90V165L88 164ZM133 167H134V165H133ZM180 167L181 166H179V168ZM228 167L231 168L230 165ZM212 168H214V167H212ZM233 168H234V166H233ZM242 168H243V166L241 164L240 170H242ZM107 169H108V166H107ZM177 169H178V167H177ZM219 169H220V167H219ZM226 171H227V169H226ZM88 172H90V171H88ZM189 172L190 171H188V173ZM200 172H201V170H200ZM218 174H220L222 177L225 176V173L224 172L221 173V171H219ZM258 174H260V173H258ZM183 176H185V175H183ZM258 176H257L256 180L258 179ZM215 177H216V175H215ZM237 177H239V176H237ZM87 179H88V176H87ZM223 179L225 180V182H223V185L227 188L228 187V183H230L229 182L230 180L229 181H226V178L225 177ZM245 179H247V178H245ZM43 180H45V181H43ZM185 180H186V178H185ZM203 180H205V183H204L205 185L203 186V187H205V186L208 185V183H207L208 182V179L206 177V178H203ZM236 180H237V178H236ZM253 180H255V179L253 178ZM7 182L9 183L8 187L5 186V184ZM256 182H255V185H256ZM77 183H79V181ZM219 184H220V182H219ZM179 185H180V183H179ZM182 185L184 186L183 183H182ZM187 185H188V183H187ZM146 186L148 187L149 185H146ZM210 186H211V184L209 185V188H210ZM246 186H248V185H246ZM73 187H75V186H73ZM77 187L78 186H76L74 188V191H76V190L78 191V188ZM195 187H197V186L195 185ZM47 188H45V189H47ZM95 189L97 191V188H95ZM98 189H100V191H101L102 190V186L99 185L98 186ZM129 189H130V187H129ZM182 189L184 190V188H182ZM132 190H133V187H132ZM139 190H140V188H139ZM175 190H177V189H175ZM197 190L199 191L200 189L198 188ZM128 191L129 190H127V192ZM180 191H181V189H180ZM205 191L209 192L208 190H205ZM248 191H247V194H249ZM256 191H257V189H256ZM173 192H174V190H173ZM240 192H241V190H240ZM76 193H78V192H76ZM101 193L100 194L102 196L105 194L103 191ZM174 193H177V192H174ZM35 194H37V193H35ZM38 194H40V193H38ZM90 194H92L91 191H90ZM94 194L96 195V193L93 192V195ZM171 194L172 193H170V195ZM180 194H182V193H180ZM79 195H80V192H79ZM130 195H131L130 196V199L128 198V200H131V201L132 200H137V198L139 197L138 195H135V194L133 196L131 193H130ZM150 195H152V194H150ZM150 195H149V198H148V196H146V198L150 199L151 198ZM173 195H172V198H173ZM212 195H214V194H212ZM88 197H89V195H88ZM178 197H180L179 199H182L181 198L182 196H179L178 195ZM83 198L84 197H82V199ZM93 198L94 197H92L91 200H93ZM153 198H155V197H152V199ZM166 198L168 199V197H166ZM109 199H111V198H109ZM148 199H147V201H148ZM246 199H248V198H246ZM262 199L264 201V198H262ZM88 200H89V198H88ZM139 200H141V199H139ZM170 200H172V199H170ZM216 200L217 201L215 203L217 205V208H216V210L213 211L214 212L213 215L215 213H217L219 211V209H222L221 207H219V204H218V200L219 199H216ZM239 200H241V199H238V201ZM84 201L87 202L85 199H84ZM84 201H83V204H86ZM246 201H248V200H246ZM250 201H252V200H250ZM143 202H144V200H143ZM156 202H157L158 205L156 206V208L154 210H153V208L151 206L150 207V210L147 213H145V212L144 213H141L139 211H135V212H138V213H132L133 215L131 217L128 216V215H126V214L123 215V213H122L123 210L122 209H119V208L118 209H115V210H109V211H106V212L104 211L105 209H103V211H104L103 214L101 213V215H100L98 213V215H100V216H98L99 217L98 225L95 223L97 225V229H95V231H94V233H93V235L91 237V241H90L91 242V245L89 247L91 249H89V248L86 249L85 247L84 248L83 247L79 248V245H86V242L85 241H87L86 238H84V236L79 231L76 232V233H72L71 231H68V236L66 237L65 242H64L63 245H57L60 242H63V239H61L60 237L57 236V238H56V237H53V236H49L48 239H47V241H50L49 244H48V247L46 249L47 254H45L46 252H44V255H46V256H42L43 257L42 259L44 261L43 264H139L140 263L138 261L139 259L138 260L137 259L134 260V258L132 259L129 255H131V254H136L137 255V254L142 253V252L139 251L140 249H134V248L130 247L129 246L130 243L144 242L145 241L146 243L149 244V246H153V247H154V245H155V247L157 245H160V243H165V245H166V243H168L166 241H169V240H173L174 241V239L177 240L176 237H178V236L179 237L182 236V238H183V234L186 233L187 228H188L186 222H184V221L179 222L180 220H178V222L175 223V222L168 221L166 217L163 218V214H166V212L168 211V209L171 207L170 205H169L170 207L167 205L165 199L163 200V197H162V199L160 198V200L159 201H156ZM170 203H171V201H170ZM230 203H231V201H230ZM239 203H240V205H239ZM248 204H250V203H248ZM95 205H96V202H95ZM115 205H118V204H115ZM150 205H153V204H150ZM257 205H256V207H257ZM87 206L88 205H86V207ZM129 206H130V204H129ZM233 206H234L235 216H236V214H239V213L242 214L243 213L244 207L242 206L241 201L236 202ZM253 206H250V207H253ZM173 207L175 208L177 206H173ZM65 208H66V206H65ZM79 208H81V207H79ZM93 208H91V209H93ZM99 208H100V211H101V207H99ZM99 208H98V210H99ZM102 208H105V207L103 206ZM247 208L248 207H246V209ZM54 209H55V207H54ZM178 209H179V205H178ZM84 210H87V209H84ZM131 211H134V210L132 209ZM206 211H207V214H205V213L204 214L207 216L210 213L208 212L209 210H205V212ZM259 211L261 212V214H263V218H260L259 219V223H262V222H264V207H263V209H261ZM94 212H96V211H94ZM109 212H111V214H109V215H106L105 214V213L108 214ZM230 213H232V205H231V211H230ZM256 213L257 212L251 214V212H250L251 216L252 215H256ZM51 215L52 214H50V217H51ZM84 215H85V213H84ZM129 215H131V213ZM178 215H180V214H178ZM205 215H204V218L207 219V217ZM233 215H234V213H233ZM246 215H247V213H246ZM251 216H249V217H251ZM75 217H77V216H75ZM98 217H97V219H98ZM224 217H225V215H224ZM258 217H259V215H258ZM231 218H232V214H231ZM86 219H88V218H86ZM81 220L79 219V221L73 222V223H75V227H81V225L83 223V222H81ZM89 221H91V220H89ZM96 222H97V220H96ZM191 222L192 221L190 220V223ZM232 222H234V221H232ZM110 223L112 224V227H111L112 230H110L111 228L109 230H106V228H107L106 226L108 224H110ZM121 225H123V229H124V231H122V232L120 231L121 230V228H120ZM165 226H166V228L164 229ZM249 227H251V226H249ZM233 228L234 227L232 225L227 224L226 226H224L222 228V232H220L218 234L220 237H218V239L213 240L214 242L210 243V242L207 241L209 239H206L205 241L204 240H199V241H202V244L197 243V245H194V246L191 245L189 249L188 248H184V247L177 248V249L176 248H173V249L170 248L169 253H166L165 254V257H163V258H166L167 261L156 262L157 260H159V259L156 258V259H152L151 262H153L152 264H233L232 261L231 262H228V260L230 258L233 259V257H235V256L237 258L240 254H242V251L244 249H247L248 250L249 249V246H251V245L247 246L248 244H250V242L248 244H244L246 241H244V239L241 240L240 234L243 231L242 232H239V234H237L238 232L235 233L236 231L235 232L232 231ZM241 229H244V228H239V230H241ZM252 230L250 232H248V234L255 235L254 234L255 231L253 232ZM91 231H92V229H91ZM256 232H258V231H256ZM262 233H261V235H262ZM119 234H120V237H119ZM213 237L215 238L216 236H213ZM221 237H223V238L219 241V238H221ZM185 238L186 237L184 236V239ZM117 240H119V241H117ZM249 240H250V238H249ZM95 241H97V242L103 241L104 243H107V244H105V245L101 244L103 242L94 244L93 242H95ZM241 242H242V244H241ZM0 244H3V243L1 242ZM113 244H118V248L115 247ZM181 244H179V245H181ZM176 245H177V243H176ZM36 246H37V244H36ZM100 246H104V247H100ZM244 246H246V247H244ZM57 248H62V250L61 251H55V249H57ZM69 248H70L71 251H73L74 254L67 253V250ZM251 248H252V246H251ZM164 249L165 248H163L162 250H164ZM74 250L76 251L77 254L74 252ZM155 250H161V248H156ZM261 250H263V249H261ZM170 251H172V252H170ZM50 252H52L51 255L49 254ZM152 252H154V251H152ZM20 253H22V252H20ZM122 255H125L126 256L125 258H129V259L128 260H122V259H124V258L120 257ZM162 256H164V255H162ZM134 257H135V255H134ZM245 258H246V256H245ZM3 261L4 260H2V264H4ZM140 261H141V259H140ZM38 262L40 263L41 260H39ZM38 262L36 264H38ZM148 262L149 261H147L146 264H148ZM154 262H156V263H154ZM142 263H144V262H142ZM22 264H30V263L24 262Z\"/></svg>",
    "mask_w": 264,
    "mask_h": 264
},
{
    "label": "crops",
    "instance_id": "obj_3",
    "mask_svg": "<svg viewBox=\"0 0 264 264\" xmlns=\"http://www.w3.org/2000/svg\"><path fill=\"white\" fill-rule=\"evenodd\" d=\"M141 144H143V145H142V146H143V147H142L143 149H144L145 147H146L145 149L148 148V146H146L145 143H141ZM130 149L133 150V151H131ZM139 149H140V148H139ZM139 149H138V150H139ZM135 150H136V149H133V148L130 147V148H129V152L127 151L125 154H127V153H128V154H129V153H134ZM138 152H140V150H139ZM125 154H124V155H125ZM128 154H127V155H128ZM144 154H146V152H145ZM144 156H145V155H144ZM144 156H143V158H144ZM119 157H120V156H119ZM128 157H129V155H128ZM130 157H131V156H130ZM130 157H129V158H130ZM132 157H133V156H132ZM132 157H131V158H132ZM120 158H122V156H121ZM120 158H119V159H120ZM117 160H118V158H117L116 160L114 159L113 161H117ZM137 161H138V163L140 162V160H137ZM128 163H130V164L132 163V164H131V166H130V168H129L128 175L125 177V179H126L127 181L129 180V181H128L129 183H130V181H132V180L134 179V180L131 182L132 184H134V183L136 182V180H137L138 172L143 168V167H142L143 163H142V165L140 164L141 162L139 163L140 165L138 164L139 167H138V166H137V167L140 168V166H141V169H138V168H137V170H138L137 173L135 172V171H136L135 164H134L132 161H129V160H127V159L122 160V161H121L120 163H118V164L115 163L116 165L113 163V165H111V167H112V166H115V174L117 175V178H118V177H120V170H119V169H121L120 167L123 166V165H126V164H128ZM133 165H134V167H133ZM106 166H107V165H106ZM143 166H144V165H143ZM108 167H109V166H108ZM117 167H119V169H118ZM131 167H132V168H131ZM109 168H110V167H109ZM109 168H108V169H109ZM104 170L107 171L105 166H104ZM115 174H114V176H115ZM99 175H100V173H99ZM104 177H105L107 180H112V178H113V176H111L112 178H111V177H107V176H104ZM129 177H130V178H129ZM88 180H89V179H88ZM85 182H86V181H85ZM86 183H87V182H86ZM143 183H145V185L148 183V184L150 185V188H151V189L149 188L151 192H148V193H153V192H152V182L144 181ZM127 185L130 186L131 184H127ZM121 186H122V189H119V190H120V191H119L120 195H121V194H123L124 196L126 195V197H128V198L130 199V196H131L130 193L132 194V190H131V191L129 190L128 192H126V189H125L126 182H125L124 184H121ZM121 186H120V187H121ZM134 186H135V185H134ZM148 191H149V190H148ZM134 194L139 196L138 193H134ZM134 194H132V195L134 196ZM144 196H146V195H144ZM147 199H148V198H147ZM127 200H128V199H127ZM152 200H153V199L150 198V199H148L147 202L152 203V202H151ZM128 201L131 202V203H135V202H137V200H132V201H131V200H128ZM150 203H149V204H150Z\"/></svg>",
    "mask_w": 264,
    "mask_h": 264
}]
</instances>
